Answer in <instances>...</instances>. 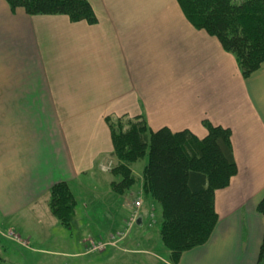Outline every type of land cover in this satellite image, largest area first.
I'll use <instances>...</instances> for the list:
<instances>
[{
    "label": "crops",
    "instance_id": "crops-1",
    "mask_svg": "<svg viewBox=\"0 0 264 264\" xmlns=\"http://www.w3.org/2000/svg\"><path fill=\"white\" fill-rule=\"evenodd\" d=\"M86 1L94 24L29 16L0 0V257L6 264H82L89 257L93 264L116 257V264H169L147 227L156 218L149 207L139 212L140 233L117 236L133 213L131 201L110 189L106 119L142 117L151 131H188L198 139L207 125L230 131L237 173L215 191L209 239L177 264H255L264 232L257 212L264 196V62L243 78L234 56L190 24L177 0ZM58 182L75 199L69 227L48 207ZM84 191L93 196L84 203L96 217L88 222L92 232L85 218L72 217ZM112 238L128 248L126 257L109 243L90 250L91 239Z\"/></svg>",
    "mask_w": 264,
    "mask_h": 264
},
{
    "label": "trees",
    "instance_id": "trees-1",
    "mask_svg": "<svg viewBox=\"0 0 264 264\" xmlns=\"http://www.w3.org/2000/svg\"><path fill=\"white\" fill-rule=\"evenodd\" d=\"M12 10L29 16L63 15L72 22H96L86 0H5ZM185 18L196 29L215 37L234 56L240 74L249 77L264 62V0H177ZM113 151L109 173L117 180L110 189L124 195L136 179L133 164L145 155L142 189L161 208L158 231L169 252L168 263L177 264L182 253L202 246L217 223L215 191L228 186L236 175L230 131L207 125L198 139L188 131L148 130L142 117L106 119ZM75 199L65 182L49 190L48 207L64 227L70 225ZM264 221V196L257 205ZM0 264H6L0 257ZM255 264H264V232Z\"/></svg>",
    "mask_w": 264,
    "mask_h": 264
},
{
    "label": "rangeland",
    "instance_id": "rangeland-1",
    "mask_svg": "<svg viewBox=\"0 0 264 264\" xmlns=\"http://www.w3.org/2000/svg\"><path fill=\"white\" fill-rule=\"evenodd\" d=\"M241 1L242 0H235V3H240ZM148 130H150V129H148ZM146 160H147V156L145 155V157L141 161L133 164V166H132V172H133V175H134V177L136 179V182H135L134 186H132L128 191H126V193L124 195H117L115 193L114 194L117 195V197L121 198V200L122 199H124V200L127 199V200L131 201L130 202L131 203L130 206H131L132 209L130 211H131V213L134 212L136 216H139V212L142 210V208H145V207H149L151 209V212L153 214H154V212H156L155 221L153 220V216H154L153 215L151 218H149L147 227L149 229H151V231L153 233V236L156 238L157 245H158V249H159V247H160V249H165V247L161 244V242L159 240V237H158V230L160 228V224H161V221H162L161 208H160L159 204L156 203V202H154L152 199H150L149 195H147L143 191V189H142V171H143L144 165L146 163ZM109 170H110V168H108V170H107L108 173H109ZM109 177L113 178V181L114 180H117L112 175L109 176ZM92 191L95 192L94 193L95 194V197H98V196H100V193L102 192V189H101V187H98L97 191H95L94 188L92 189ZM77 198H78V201H77L78 206L74 210V214H73L72 217H73L74 221H75V218L76 217H77L76 218L77 220L80 219V218H82V219L85 218V223H82V224H85V227L87 226L86 229L88 231L92 232L93 229L89 225L90 224V220H95L96 217H95V215L90 214V210L89 209L86 210L89 213V214L87 213V215H86V213H85L86 211H85V208H84L85 200L90 199V198H93L92 193H89L88 191H84L83 192V195L81 197L79 195V196H77ZM138 202H140V204H141L139 207L136 206V204ZM79 221L76 224H72L73 225L72 231H75V232L78 231ZM88 222H89V224H88ZM137 229H138L137 228V225H135V224H130V225L127 224L125 226V229L119 231L118 233L119 234L120 233H125V234H128L129 235V234L132 233V231H133V233L135 231H139ZM143 229H144V226H141L140 227V230L142 231ZM137 233H140V231L137 232ZM117 236H118V234H117ZM12 239H15L16 240L15 237H12ZM113 239L114 238H112L110 240L108 239V240L102 241V242L107 243L106 245L104 243H101V241L100 242H97V240L91 239V241L89 242V247H92V246L97 247V249H93L92 248L91 249V250H93L92 252L103 251L108 246V243L111 244V241ZM136 241H138V240H136ZM114 242H115V240H114ZM102 244L104 246H101ZM118 244H119V242H118V239H117V241L114 243V245H116V248L119 247L120 253H119L118 258L120 256L121 257H124V256L126 257L128 255V253H127L128 248L125 247V246H119ZM99 246H101V248H98ZM165 251H167V250L165 249ZM167 253H168V256H169V252L168 251H167ZM168 256L167 257H164V258L166 260H168ZM128 258H130V256ZM116 259H117V257H116ZM116 259L115 258L113 259V263L112 264H116V261H118V259L117 260ZM93 263L94 262H91V258L89 257L88 258V261L87 262L85 261V263L83 262L82 264H93ZM71 264H73V263H71ZM77 264H80V260H79V263H77ZM104 264H111V263L110 262H105Z\"/></svg>",
    "mask_w": 264,
    "mask_h": 264
},
{
    "label": "built area",
    "instance_id": "built-area-1",
    "mask_svg": "<svg viewBox=\"0 0 264 264\" xmlns=\"http://www.w3.org/2000/svg\"><path fill=\"white\" fill-rule=\"evenodd\" d=\"M141 204H140V202H138L137 204H136V206L137 207H139ZM137 214V213H136ZM136 218H137V216L135 215V213L133 212V215H132V217H131V219H130V221L128 222V224L130 225V224H134L135 223V220H136ZM118 234V236L120 237V238H123L126 234L125 233H117ZM114 241L112 240L111 241V244L112 245H114ZM105 244V243H104ZM106 245V244H105ZM101 246H104L103 244L101 245ZM101 246H99L98 248H101ZM97 249V247H94V246H92V247H90V250L91 249Z\"/></svg>",
    "mask_w": 264,
    "mask_h": 264
},
{
    "label": "water",
    "instance_id": "water-1",
    "mask_svg": "<svg viewBox=\"0 0 264 264\" xmlns=\"http://www.w3.org/2000/svg\"><path fill=\"white\" fill-rule=\"evenodd\" d=\"M139 222H140V219H137V221H136V224L138 225V224H139Z\"/></svg>",
    "mask_w": 264,
    "mask_h": 264
}]
</instances>
